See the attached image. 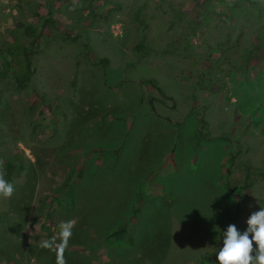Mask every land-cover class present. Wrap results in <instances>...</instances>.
Segmentation results:
<instances>
[{"label": "rangeland", "instance_id": "obj_1", "mask_svg": "<svg viewBox=\"0 0 264 264\" xmlns=\"http://www.w3.org/2000/svg\"><path fill=\"white\" fill-rule=\"evenodd\" d=\"M246 4L0 0V52L55 22L18 41L29 86L0 74V264H56L40 242L73 219L67 264H219L223 243L203 256L264 207V9Z\"/></svg>", "mask_w": 264, "mask_h": 264}, {"label": "clouds", "instance_id": "obj_2", "mask_svg": "<svg viewBox=\"0 0 264 264\" xmlns=\"http://www.w3.org/2000/svg\"><path fill=\"white\" fill-rule=\"evenodd\" d=\"M14 194V184L0 173V198L10 199ZM75 224L74 219L62 221L58 235L40 242L41 248L55 253L56 264H67L65 253L69 248ZM247 225L243 233L234 224H230L223 232V247L217 253L219 264H264V207L251 214ZM254 244L257 246L255 249Z\"/></svg>", "mask_w": 264, "mask_h": 264}, {"label": "trees", "instance_id": "obj_3", "mask_svg": "<svg viewBox=\"0 0 264 264\" xmlns=\"http://www.w3.org/2000/svg\"><path fill=\"white\" fill-rule=\"evenodd\" d=\"M247 6H249L250 8L257 10V11H262L264 8L261 7L262 6V1L263 0H244ZM162 8V7H161ZM263 8V9H262ZM199 16L201 15H205V12H199L198 13ZM52 15V13H51ZM140 16H137V20H140ZM143 22V21H141ZM48 25H55V22L53 20L52 17H48L45 18L43 20V24L41 25V27H38L37 25H33V24H24L21 23L19 25V34L18 37L16 38V46H12L10 48H8L5 52H0V54L3 53V55H6L7 53L11 54V56H15V61L13 62V58L12 59H7L6 61H2V65H1V76L3 79H5L7 76L11 75L15 77V83L17 86L18 90H23L24 88H26L27 86H29V84L31 83L32 79H33V75H34V69H33V63L32 60L30 59V56L32 54L33 51H30L26 46L21 45L18 41H20L23 37L25 36H30L34 39L33 41V45H36L41 37V32H39V28H41V30L45 29ZM199 25V24H198ZM191 28V34L194 36H197L198 33L200 32L199 27H196L194 24L190 25ZM191 34H189V36H191ZM263 40V39H262ZM145 41V37H142V39L140 40V42H138L136 44V47L134 48L135 50H143L147 47V43ZM263 48V43H260L259 46H257V49H262ZM148 55L152 52V50L150 49L148 51ZM154 52V49H153ZM252 54L249 55V57H247L248 62L250 63V61L252 60ZM151 56V54H150ZM105 63H107V60H105ZM247 66V65H246ZM146 84H148L149 86L157 89L160 94H162L163 96H165L166 98L170 99V97H167L164 93V90L159 86L158 81L154 78H147L145 79ZM148 101L150 104H152L153 109L155 110V105L154 103L157 101V98L155 97H149ZM14 172V168L9 164L8 165V179L11 180V176ZM134 213H137L138 211H133ZM127 232V229H124V227H121L120 230L118 231H113L111 233V236H118L121 234H124ZM223 243V232L221 233L220 236V241L219 244L217 245L214 254H210L207 256H203V258L206 257H214V255L216 254V252L219 250V246Z\"/></svg>", "mask_w": 264, "mask_h": 264}, {"label": "crops", "instance_id": "obj_4", "mask_svg": "<svg viewBox=\"0 0 264 264\" xmlns=\"http://www.w3.org/2000/svg\"><path fill=\"white\" fill-rule=\"evenodd\" d=\"M221 193H222V191L221 190H219ZM224 191V193H226V191L225 190H223ZM232 219V218H231ZM239 219V220H238ZM237 220H238V222L241 220V218L239 217Z\"/></svg>", "mask_w": 264, "mask_h": 264}]
</instances>
